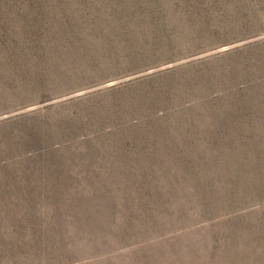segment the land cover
Returning <instances> with one entry per match:
<instances>
[{
  "label": "rangeland",
  "instance_id": "1",
  "mask_svg": "<svg viewBox=\"0 0 264 264\" xmlns=\"http://www.w3.org/2000/svg\"><path fill=\"white\" fill-rule=\"evenodd\" d=\"M0 264H264V0H0Z\"/></svg>",
  "mask_w": 264,
  "mask_h": 264
}]
</instances>
